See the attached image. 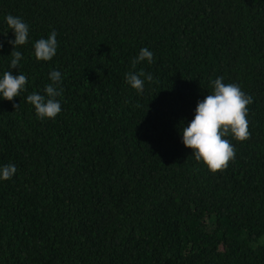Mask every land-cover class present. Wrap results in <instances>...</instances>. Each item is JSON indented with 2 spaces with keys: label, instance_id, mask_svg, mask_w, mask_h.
<instances>
[{
  "label": "trees",
  "instance_id": "1",
  "mask_svg": "<svg viewBox=\"0 0 264 264\" xmlns=\"http://www.w3.org/2000/svg\"><path fill=\"white\" fill-rule=\"evenodd\" d=\"M13 15L29 26L10 68ZM57 33V52L34 44ZM0 264H264V0H0ZM147 48L153 60L132 65ZM61 72L62 111L40 119ZM145 77L143 92L126 81ZM223 77L253 97L250 139L213 173L181 129ZM14 104L20 105L17 109Z\"/></svg>",
  "mask_w": 264,
  "mask_h": 264
},
{
  "label": "clouds",
  "instance_id": "2",
  "mask_svg": "<svg viewBox=\"0 0 264 264\" xmlns=\"http://www.w3.org/2000/svg\"><path fill=\"white\" fill-rule=\"evenodd\" d=\"M6 22L11 30H14L15 39L8 41L14 45L11 53L10 68L19 67L22 53L17 51L19 45L28 42L29 26L19 17L8 15ZM57 33L52 31L47 39L41 38L34 44L35 57L37 60L50 61L57 52ZM3 43L0 42V49ZM153 60V53L147 48H142L137 58L132 60L133 67L141 61ZM61 72L53 70L50 73L51 84L45 87V96L31 93L26 97L28 103L34 106L40 119H54L61 111V103L57 97L61 96L63 89ZM148 81L153 79L151 74L129 72L126 81L134 89L143 92L145 77ZM28 78L24 74L13 75L11 71H5L0 78V94L7 101H13L15 97L25 90ZM213 91L202 101H199L195 110L194 118L181 129L183 144L192 149L197 161H203L213 173L224 170L230 161L235 159V147L228 137L239 142L250 139V122L247 119L248 106L253 103V97L246 94L238 84L225 83L223 77H218L211 82ZM16 109L20 105H13ZM17 171L14 164L9 163L0 166V179L9 180Z\"/></svg>",
  "mask_w": 264,
  "mask_h": 264
}]
</instances>
